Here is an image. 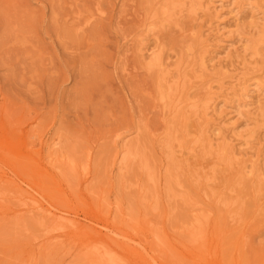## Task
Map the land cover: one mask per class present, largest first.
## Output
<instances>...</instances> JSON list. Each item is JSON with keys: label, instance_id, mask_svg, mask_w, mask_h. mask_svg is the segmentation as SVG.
<instances>
[{"label": "rangeland", "instance_id": "1", "mask_svg": "<svg viewBox=\"0 0 264 264\" xmlns=\"http://www.w3.org/2000/svg\"><path fill=\"white\" fill-rule=\"evenodd\" d=\"M213 1L0 0V264H264V0Z\"/></svg>", "mask_w": 264, "mask_h": 264}, {"label": "bare ground", "instance_id": "2", "mask_svg": "<svg viewBox=\"0 0 264 264\" xmlns=\"http://www.w3.org/2000/svg\"><path fill=\"white\" fill-rule=\"evenodd\" d=\"M222 1L221 0H219L218 1V3H221ZM215 3H216V1H213V0H208V2L206 3V4H208V7H212V13H214V19H215V22H216V26H215V28H214V30H213V27L212 28H209V32L207 33V35H209V33L210 34H214L213 36L214 37H217V38H221L223 35H224V33H223V28L221 27V24L219 23V20L221 19V14H220V10L222 9V6L220 5V6H216L215 5ZM232 3V2H231ZM251 3V2H250ZM249 2H247L246 0H236V3H233V4H236V5H238V6H252L253 4H250ZM205 4V5H206ZM256 4V3H255ZM232 5V4H231ZM257 6V5H256ZM208 7H206L205 9H207L206 11H208L209 12V9H208ZM236 7V6H235ZM258 7V6H257ZM243 8H246V7H243ZM242 8V9H243ZM237 10V9H236ZM207 15V14H206ZM212 16V15H211ZM213 19V20H214ZM196 21V20H195ZM199 35V34H198ZM211 35V36H212ZM197 37V36H196ZM199 37V36H198ZM211 38V37H210ZM209 38V39H210ZM213 38V37H212ZM219 40V39H218ZM209 41L205 38L203 41H202V45H206L205 47H207V43H208ZM218 43H221V41L219 40L218 41ZM255 43H256V41H255ZM204 47V46H203ZM247 47V46H246ZM210 48V47H209ZM206 53V52H205ZM213 53V52H212ZM211 55V54H210ZM206 56V55H205ZM204 56V53H202V55L199 57V61H200V65L202 66V68L205 70V69H207V67H208V65H207V63H209V61H207V59H206V57ZM245 70V69H244ZM239 75V74H238ZM244 81V80H243ZM169 82V81H168ZM245 83V82H244ZM262 83H264V82H262ZM238 84H240V83H238ZM237 84V85H238ZM256 84L257 85H260L261 84V82L259 83L258 81L256 82ZM236 85V86H237ZM244 85V84H243ZM235 85H231V87L230 88H228V89H225L224 91H226V92H229L230 91V93H226L225 94V98H227V97H229V96H231L230 94H232V93H234V92H236V93H238L237 91H244V89L246 90V89H250L251 87V85H249V86H247V85H245L244 87H241V88H239L237 91H236V89L238 88V87H240L239 85H238V87H236ZM255 85H253L252 86V88L254 87ZM259 91V90H258ZM258 93V92H257ZM237 95V94H236ZM236 102V101H235ZM166 105V104H165ZM212 113H216V106L214 105V107H213V112ZM215 117V116H214ZM219 119V118H218ZM215 121V120H214ZM211 124V123H210ZM209 127V126H208ZM223 128V127H222ZM221 129V128H220ZM242 132V131H241ZM254 133V132H253ZM255 137V136H254ZM238 141V140H237ZM248 144H249V142H248ZM262 145V144H261ZM249 148V147H248ZM195 243V242H194ZM106 259H108V258H106ZM109 262V261H108Z\"/></svg>", "mask_w": 264, "mask_h": 264}]
</instances>
